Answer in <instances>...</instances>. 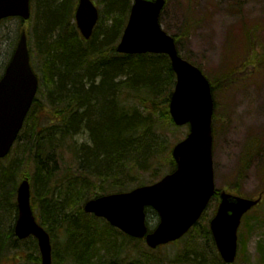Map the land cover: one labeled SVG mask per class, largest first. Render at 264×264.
I'll list each match as a JSON object with an SVG mask.
<instances>
[{"label":"trees","instance_id":"16d2710c","mask_svg":"<svg viewBox=\"0 0 264 264\" xmlns=\"http://www.w3.org/2000/svg\"><path fill=\"white\" fill-rule=\"evenodd\" d=\"M78 1L32 0V17L20 20L40 88L11 153L0 159V264H42L36 239L18 240L8 224V214L17 219V189L25 178L36 217L52 238L53 264H157L141 252L159 256L175 246L172 258L161 257L169 264H224L209 224L200 221L154 251L83 211L90 199L153 184L174 171L171 153L182 138L169 112L176 85L169 57L117 52L134 0H95L100 20L89 40L75 22ZM189 31L187 24L172 35L178 45ZM233 75L212 77L213 92L226 90ZM80 135L85 143L75 142ZM261 209L264 217V200L252 212ZM147 214L149 223L158 218L150 208Z\"/></svg>","mask_w":264,"mask_h":264},{"label":"water","instance_id":"95a60500","mask_svg":"<svg viewBox=\"0 0 264 264\" xmlns=\"http://www.w3.org/2000/svg\"><path fill=\"white\" fill-rule=\"evenodd\" d=\"M166 0H134L127 27L117 47L121 54H165L169 56L177 83L170 101V113L177 126L190 125L188 136L173 149L177 168L153 185L141 186L88 201L87 214L107 220L129 237L145 240L157 249L183 238L198 223L217 194L213 162L214 98L211 84L203 72L183 59L175 39L160 23ZM31 0H0V21L31 17ZM100 18L92 0H79L75 21L82 36L89 40ZM39 80L34 72L23 32L14 55L0 80V159L6 158L16 143L38 93ZM261 201L223 191L210 229L225 264H233L238 252V231L244 216ZM18 218L14 233L19 240L38 241L42 264H53L49 233L37 222L31 204L28 179L17 190ZM159 216L149 230L146 209Z\"/></svg>","mask_w":264,"mask_h":264},{"label":"rangeland","instance_id":"374dc122","mask_svg":"<svg viewBox=\"0 0 264 264\" xmlns=\"http://www.w3.org/2000/svg\"><path fill=\"white\" fill-rule=\"evenodd\" d=\"M161 23L171 35L181 33L183 27L190 24L189 33L179 42V51L209 78L220 79L224 71L230 69L231 73L237 67L231 86L214 93L215 184L218 190L257 198L264 190V0H168ZM22 29L19 19L0 24V75L17 46ZM246 40L250 41L249 46L245 45ZM32 43H35L33 39ZM29 45L32 47L31 43ZM187 132V127L179 129L176 137L183 138ZM86 141L85 135L75 140L78 144ZM58 169L59 175H63L60 167ZM241 171L242 176L237 181ZM218 204L219 200L211 202L200 220L202 226L210 224ZM262 211L251 212L243 222L234 264H264V253L260 252L264 245ZM8 217V224H15L14 213ZM156 222V218H150L152 228ZM22 253L20 256L26 255ZM176 253V246L170 251H157L155 254L159 256L141 252L157 264H169L161 257L168 254L172 258ZM1 264L15 263L5 259Z\"/></svg>","mask_w":264,"mask_h":264},{"label":"flooded vegetation","instance_id":"af4514ba","mask_svg":"<svg viewBox=\"0 0 264 264\" xmlns=\"http://www.w3.org/2000/svg\"><path fill=\"white\" fill-rule=\"evenodd\" d=\"M254 140H256V139H254ZM254 140H253V141H254ZM251 142H252V141H251ZM250 144H251V143H250ZM249 146H250V145H249Z\"/></svg>","mask_w":264,"mask_h":264}]
</instances>
